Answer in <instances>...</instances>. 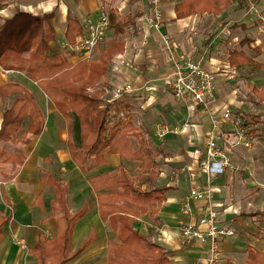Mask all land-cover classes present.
I'll list each match as a JSON object with an SVG mask.
<instances>
[{"label": "crops", "instance_id": "obj_1", "mask_svg": "<svg viewBox=\"0 0 264 264\" xmlns=\"http://www.w3.org/2000/svg\"><path fill=\"white\" fill-rule=\"evenodd\" d=\"M151 2L9 0L5 8L11 16L18 12L19 6L38 17L53 13L52 23L57 36L51 46L55 50L66 42L65 32L70 19H78L85 25L87 19H96L103 12H114L119 20L126 15L134 17L125 26L123 51L115 54L109 62L108 72L99 85L105 104L101 108L108 107V124L129 122L134 129L128 134L129 140L118 146V151L105 150L103 162L96 163L94 157L86 156L85 148L76 138L75 117L61 112L27 72L6 69L0 64V129L5 111L19 96L3 91V87L10 83L26 88L45 115V125L40 134L27 132L29 118H26L23 122L25 133L10 141L0 140V148L6 156L17 159L0 161V211L10 215L0 238V264H36L32 249L40 244L42 236L53 238L57 234L58 224L65 214L55 212L59 205L54 189L57 179L67 186V210L72 214L85 211L75 224L67 264H107L109 250L118 241L121 228L119 224L115 230L113 218L120 214L132 219L140 234L162 245L173 264H206L208 243H182L181 207L192 187H203L206 183L201 163L205 157L206 132L211 127V120L209 114L193 101L181 102L168 90L167 78L173 71L171 62L161 44L160 33L147 28L144 21L150 12ZM176 2L161 0V7L163 30L171 34L178 54L202 59L205 67L215 72L222 62L219 57L221 50L229 48L231 43L232 38L225 35L227 26L231 27L228 32L236 40L232 39L233 43L238 42L239 48L245 46L243 49L250 52L260 47L264 51V43L257 37L260 25L251 23L252 17L244 15L243 19L229 20L216 34H210L205 26L206 40H202L196 35L201 23L205 25L206 15L195 14L179 19L175 12ZM225 15L222 13L217 17ZM229 17L233 18L232 13ZM2 18L9 16L1 17V21ZM240 34L248 36V40L243 42ZM60 37L61 47L57 44ZM106 37L107 43L98 55L114 42L112 28L108 29ZM210 46L214 47L208 49ZM5 47L6 44H0V56ZM29 56L30 52L23 54L24 58ZM70 60L77 63L81 58L70 57ZM253 60L264 64V53L255 55ZM226 65L222 66L226 68ZM242 68H234L233 72ZM127 83L132 84L135 90L115 98L112 91ZM218 91L216 87V98L212 103L214 110H232ZM161 121L179 126L181 132L171 134L161 142L153 134L155 125ZM223 130L226 138L235 136L231 122L224 124ZM253 138L252 147L245 149L248 153H239L237 148L234 151L238 169L214 178V203L220 211L219 223L235 230L234 235L221 241L217 264H245L249 246L264 251V222L253 216L264 212V153H251L257 146L264 147V132H257ZM135 153L139 157H134ZM182 168L185 171L181 172ZM121 171L125 173V181L130 180L142 191L168 187L165 200L149 205L131 200L129 191L121 185H114V176ZM152 171L156 174L154 177H151ZM193 206L191 219L198 220L204 213V202L195 201ZM15 239L25 240L28 249L22 248Z\"/></svg>", "mask_w": 264, "mask_h": 264}, {"label": "trees", "instance_id": "obj_2", "mask_svg": "<svg viewBox=\"0 0 264 264\" xmlns=\"http://www.w3.org/2000/svg\"><path fill=\"white\" fill-rule=\"evenodd\" d=\"M234 1L236 0H177L176 17L187 18L199 13L220 15ZM8 4L9 0H0V7H7ZM109 17L115 40L102 52L103 59L91 64L85 60L73 63L70 60L73 56L52 48L51 43L57 36L52 23L53 13L38 17L28 11H18L0 22V44H6L0 56V64L6 69L27 72L61 112L75 117L78 132L76 138L80 139L86 156L94 157L96 163L103 162L102 155L105 150L118 151V146L129 140L128 134L134 129L131 123L123 121L110 126L107 119L108 107L101 108L102 100L99 97L102 94L101 89L94 94L88 92V88L102 81L108 72L109 62L116 53L122 52L125 46L123 41L125 26L130 19L125 17L119 20L114 12H110ZM84 29L85 25L78 19H70L65 32L66 41L73 42ZM25 52H30L28 58L23 57ZM253 53L258 56L264 51L256 47ZM254 55L248 54L247 50L231 51L229 62L237 69L245 64L263 67V63L253 60ZM6 90L19 96L4 113L0 140L10 141L25 133L23 122L26 118H29L27 132L40 134L45 125V115L34 96L16 83L5 85L3 91ZM253 91L259 100L256 104L264 103V85L253 86ZM232 112L235 114L236 111ZM235 116L243 119L244 126L250 129L253 137L257 132H264L262 115H253L237 109ZM5 156V152L0 148V161L17 160L16 157ZM133 156L139 157L137 153ZM153 173L154 171L151 172V177L156 175ZM124 175V171H121L114 176V185H121L129 191L131 200L145 205L162 203L165 200V191L168 187L142 191L130 180L125 181ZM103 176L109 177L105 174ZM54 189L59 202L55 212L65 214L58 224L57 234L53 238L42 236L40 244L32 249L37 258L36 264L68 263L75 224L85 213L82 210L72 214L67 210L65 201L67 186L61 179L55 181ZM253 216L264 222V212L254 213ZM9 220L10 215L7 216L0 211V238ZM119 224L121 228L118 230V241L114 242L109 250L107 264H173L164 247L140 234L135 228L134 221L128 216L122 214L114 216L115 230ZM245 264H264V251L249 246Z\"/></svg>", "mask_w": 264, "mask_h": 264}, {"label": "built area", "instance_id": "obj_3", "mask_svg": "<svg viewBox=\"0 0 264 264\" xmlns=\"http://www.w3.org/2000/svg\"><path fill=\"white\" fill-rule=\"evenodd\" d=\"M6 15V8L0 7V18ZM163 10L161 0H152L150 12L144 17L146 27L160 33L161 44L168 54L172 65V74L167 78V87L170 93L181 102L193 101L210 116L211 127L206 132L205 157L201 163V169L206 174V183L203 187H192L181 207V236L184 245L194 243H208L206 250V264H217L220 259L221 241L235 234L231 227L220 225V211L214 203L216 193L214 178L224 175L229 171L238 169L234 161V151L238 145L250 148L253 145V135L250 129L243 124L241 117L235 116L231 109L216 112L213 101L216 98L215 72L205 67L202 59L193 56L178 54L175 50L172 36L163 30ZM110 26V17L107 12L86 21L84 32L78 34L73 42L66 41L62 48L68 55L80 58H90L93 52L105 40ZM261 32L264 26H260ZM134 86L127 83L115 89L114 97L119 98L124 93L133 92ZM231 122L232 139L225 137L223 125ZM181 132L179 126L169 122H158L154 129V137L164 142L171 134ZM185 168L181 169V172ZM204 202V213L198 220H192L194 212L193 203ZM24 249H28L23 239H15Z\"/></svg>", "mask_w": 264, "mask_h": 264}, {"label": "rangeland", "instance_id": "obj_4", "mask_svg": "<svg viewBox=\"0 0 264 264\" xmlns=\"http://www.w3.org/2000/svg\"><path fill=\"white\" fill-rule=\"evenodd\" d=\"M17 9H18V11H28L23 6H19ZM28 12H30V11H28ZM223 13H226V15L220 16V17H217L218 15H214L211 13H204V14L199 13L202 15H206V16H204L205 17V19H204L205 25L203 22L201 23L202 25L199 27V29L197 31L198 34L196 35V37H199L202 40H206L205 39L206 38L205 33L207 30H209L210 34H213V33L216 34L219 30L224 28L225 25H227L229 20H233V19H239L240 20L244 15L252 17L251 21L252 20L253 21L251 23H256V25L264 26V0H236V1H234V3L231 6L225 8V11ZM230 13H232L233 18L229 17ZM208 14L210 15V17H208ZM212 15H214V16H212ZM7 16L10 17L11 14L6 13V15L3 17H7ZM125 17H128V19H130L129 22H131V19L133 20V18H134L131 15H126ZM214 17H217V20H215ZM0 22H1V20H0ZM110 25H111V22H110ZM205 26L208 27V29L206 31L204 30ZM109 28H110V26H109ZM230 28H231L230 26L226 27L225 35L228 37V39L232 38L234 41H236L235 38L233 37V35L230 36V34L228 32V31H230ZM258 31H259V35H257V37L260 40H262L264 43V36L262 37V34L264 33V31H263V33L260 30H258ZM125 32H126V29H125ZM107 33H108V31H107ZM240 36L242 38H244L243 42L245 40H248V38H247L248 36L245 35L246 36L245 37L242 34H240ZM107 37L101 43V45L93 52V54L91 55L90 58H81V60H85L89 64H91L93 62H99L101 59H103L102 56L98 55V54H100L101 49L104 48L103 47L104 44L107 43L106 42ZM60 39H61V37L57 39V44H58V46L61 47V40ZM232 39H231V43L228 44L229 48H223V50H221L222 51L221 54H219L220 55L219 57L221 58L222 62H220V64L217 66L218 69L215 71V75L217 74L215 86L219 88L218 92L222 93L224 100L228 103V105H230L232 110L236 111L237 108H240V109H242V111L246 110L247 112H250L253 115H259L260 114V115H262L261 119H264V103H261V105L256 104L259 102V100L256 98V93H254V91H253V86L262 87L264 85V66L257 68L254 65L247 64V65L243 66L241 71L240 70L238 72L236 71V73L233 72L234 67L231 66V63L229 62L230 52L232 51V49L234 51H238V52L246 51V49H243L245 46L243 47L242 45H241V48H239L240 45L239 46L237 45L238 42H235V44H234ZM232 44H234V45H232ZM213 47L214 46H210V47H208V49L213 48ZM229 49H231L230 52H229ZM57 50L59 52H63L65 54H67V52L62 47L61 48L58 47ZM247 52L250 55H252V54L254 55L253 51L249 52V50L247 49ZM217 62H219V61H217ZM223 64H227L226 68H224V66H222ZM101 84H102V82L98 83L97 85H95L93 87L88 88V92L90 94H94L95 92H97V90L99 89V85H101ZM110 90H112L111 87H110ZM112 92L114 93L115 89ZM99 97L102 100V106H104L105 104H104L103 95L100 94ZM107 105H110V104H107ZM244 147L245 146H243V145H238L236 148L240 149L239 153H242V152L248 153L247 151H245V149H248V148H244ZM253 152L256 155H258L260 153H264V147L260 146V148H259L257 146L256 149L251 150V153H253Z\"/></svg>", "mask_w": 264, "mask_h": 264}]
</instances>
